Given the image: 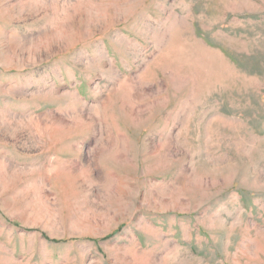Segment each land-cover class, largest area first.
Returning a JSON list of instances; mask_svg holds the SVG:
<instances>
[{
  "label": "rangeland",
  "instance_id": "1",
  "mask_svg": "<svg viewBox=\"0 0 264 264\" xmlns=\"http://www.w3.org/2000/svg\"><path fill=\"white\" fill-rule=\"evenodd\" d=\"M0 264H264V0H0Z\"/></svg>",
  "mask_w": 264,
  "mask_h": 264
}]
</instances>
